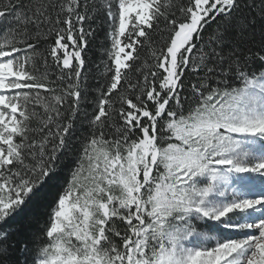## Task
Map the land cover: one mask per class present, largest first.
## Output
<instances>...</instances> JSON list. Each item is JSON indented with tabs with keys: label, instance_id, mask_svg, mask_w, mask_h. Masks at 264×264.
Listing matches in <instances>:
<instances>
[{
	"label": "snow or ice",
	"instance_id": "obj_1",
	"mask_svg": "<svg viewBox=\"0 0 264 264\" xmlns=\"http://www.w3.org/2000/svg\"><path fill=\"white\" fill-rule=\"evenodd\" d=\"M0 264H264V0H0Z\"/></svg>",
	"mask_w": 264,
	"mask_h": 264
},
{
	"label": "trees",
	"instance_id": "obj_2",
	"mask_svg": "<svg viewBox=\"0 0 264 264\" xmlns=\"http://www.w3.org/2000/svg\"><path fill=\"white\" fill-rule=\"evenodd\" d=\"M101 35H102V34H101ZM93 58H94V59H97L98 57L94 55ZM17 222H18V220H17V221H14L13 223H17Z\"/></svg>",
	"mask_w": 264,
	"mask_h": 264
}]
</instances>
